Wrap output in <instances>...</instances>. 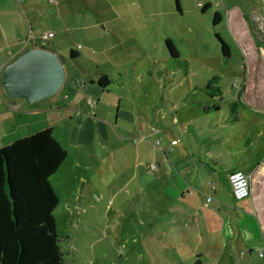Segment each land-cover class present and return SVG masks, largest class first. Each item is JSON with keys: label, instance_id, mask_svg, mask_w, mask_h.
I'll use <instances>...</instances> for the list:
<instances>
[{"label": "rangeland", "instance_id": "1", "mask_svg": "<svg viewBox=\"0 0 264 264\" xmlns=\"http://www.w3.org/2000/svg\"><path fill=\"white\" fill-rule=\"evenodd\" d=\"M19 1L33 32L38 29L53 33L48 40L49 47L64 57L60 60L66 71L75 69L94 78L105 74L111 80L110 91L123 93L139 106V115L145 118L144 125L147 113L153 115L150 119L158 124L157 113L165 114L169 110L174 114L173 106L180 115L190 114L201 127L214 120H230L229 104L240 92L242 101L237 111L241 118L232 131L240 133L245 127L254 139L255 128H258L264 152V0ZM14 13L16 10H11L8 20L2 18L0 23L5 31V27L10 26V33L16 37L20 22ZM214 13L219 15L216 23H213ZM216 35L226 44L228 57L222 55ZM165 38L176 46L180 63H169ZM70 48L77 50L79 56L69 59ZM14 49L11 45V50ZM0 55H4L2 49ZM214 77L217 79L211 86L221 89L223 97L220 100L205 93L211 91L205 84ZM63 90L64 84L55 95L38 101L44 110L37 111H30L36 103L27 105L21 99L7 98L0 91V147L39 129L52 127L54 136L67 149L66 159L49 181L58 197V204L52 211L55 231L68 264H147L144 260L138 263L130 247L128 237L134 226L133 214L128 207L118 206L105 189L102 202H87L79 208L78 202L75 207L71 205V196L78 195L79 192L74 191H79L81 186V182L76 183L72 177L80 169L73 166L69 169L75 154L81 150L72 145L78 126L63 105L51 111L45 103L47 99L60 97ZM216 102L219 110L199 117L203 114L202 106ZM246 104L255 110L254 113L249 112ZM80 111L86 112L83 108ZM106 126L108 137H120L113 141L118 147L116 153L120 163L125 162V154L133 155L135 141L140 145V142L146 143L142 132L131 122L119 124L116 132ZM72 130L74 134L69 144ZM221 130L218 128L216 135ZM154 137L147 141L152 143ZM258 146L252 141L254 153ZM85 176L95 187H101L99 174L93 175L89 170ZM215 178L224 179L218 174ZM137 210L139 215L144 214ZM142 242L146 246V240ZM154 257L155 261L150 264H161V256Z\"/></svg>", "mask_w": 264, "mask_h": 264}, {"label": "crops", "instance_id": "2", "mask_svg": "<svg viewBox=\"0 0 264 264\" xmlns=\"http://www.w3.org/2000/svg\"><path fill=\"white\" fill-rule=\"evenodd\" d=\"M11 10H16L14 15L20 22L19 31L15 37L10 33V26L5 27V31L0 23V49L4 51V55H0V71L22 52L26 35L32 29L19 0H0V19L8 20ZM19 10L22 11L19 13ZM105 31L109 29L105 28ZM51 51L59 55L54 49ZM76 54L79 56L77 50ZM93 79L96 78L75 69L65 70L63 94L45 102L51 111L63 105L64 111L78 126L72 145L79 147L81 152L77 151L69 169L73 166L82 171L77 170L72 176L76 183L81 182V186L79 191H74L79 194L71 196V205L75 207L78 202L79 208L87 202H102L105 200L102 190L105 189L113 200L116 199L118 206L128 207L134 218L133 231L128 238L138 263L144 260L150 264L155 261L154 256H161V264H264L261 131L255 128L257 138L254 139L245 127L240 133H234L232 130L241 118L238 111L236 121L214 120L201 127L190 114L180 115L174 106V114L169 110L165 114L163 111L157 113L160 126L148 113L144 125L145 118L143 114L139 115L141 112L136 103L130 102L121 92L110 91L111 83L100 88L89 82ZM37 103L30 111L44 110ZM246 107L254 113L249 104ZM206 114L203 112L199 117ZM124 122L134 124L146 143L140 142V145L135 141L133 155L125 154V162L120 163L116 153L118 147L113 142L120 137H108L105 129L109 125L116 132L118 125H124ZM218 128L222 130L216 135ZM50 129L61 145L52 127ZM73 134L72 130L69 144ZM153 136L158 140L156 145V139L152 143L147 141ZM173 140H176L175 144L170 143ZM252 141L259 145L256 153L251 147ZM116 145L120 147L118 142ZM151 164L155 165L154 169L149 167ZM234 169L243 171L250 178V194L241 200L234 199L230 190L228 173ZM89 170L93 175H100L101 187H95L85 176ZM216 174L224 179L215 178ZM137 209L144 214L139 215ZM144 239L146 246L142 242Z\"/></svg>", "mask_w": 264, "mask_h": 264}, {"label": "trees", "instance_id": "3", "mask_svg": "<svg viewBox=\"0 0 264 264\" xmlns=\"http://www.w3.org/2000/svg\"><path fill=\"white\" fill-rule=\"evenodd\" d=\"M218 20V13H214L213 23ZM216 37L222 55L228 57L226 44L218 35ZM48 43L37 47L52 50ZM164 44L169 63H180L178 50L171 40L165 38ZM27 48L30 47L24 48L22 52ZM67 54L69 59L77 57L76 50L71 48ZM182 62L186 64V61ZM216 79L214 77L207 81L205 88H211V91L205 93L220 100L223 97L221 89L219 86H211ZM89 82L105 88L111 80L105 74H100ZM239 98L240 92H237L236 99L229 104L231 121L237 120ZM217 110V102L211 106H202L203 112ZM65 157L66 150L52 136L50 127L0 147V264H68L52 216L58 197L49 183V177Z\"/></svg>", "mask_w": 264, "mask_h": 264}, {"label": "water", "instance_id": "4", "mask_svg": "<svg viewBox=\"0 0 264 264\" xmlns=\"http://www.w3.org/2000/svg\"><path fill=\"white\" fill-rule=\"evenodd\" d=\"M64 79L63 64L54 52L30 47L2 67L0 88L7 98L31 105L55 95Z\"/></svg>", "mask_w": 264, "mask_h": 264}, {"label": "built area", "instance_id": "5", "mask_svg": "<svg viewBox=\"0 0 264 264\" xmlns=\"http://www.w3.org/2000/svg\"><path fill=\"white\" fill-rule=\"evenodd\" d=\"M53 37L51 31H35L29 29L28 35L25 40V44H31L33 47H37L39 44L47 43L48 40ZM155 132L156 130L153 129ZM175 144L176 140L170 142ZM155 144H158V140H155ZM151 169L155 168L154 164L149 166ZM228 181L230 185L231 194L234 199L241 200L246 198L250 194V178L241 170L234 169L228 173ZM261 254V253H259Z\"/></svg>", "mask_w": 264, "mask_h": 264}]
</instances>
